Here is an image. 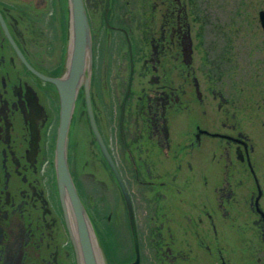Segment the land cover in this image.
I'll return each instance as SVG.
<instances>
[{"label": "flooded vegetation", "instance_id": "obj_1", "mask_svg": "<svg viewBox=\"0 0 264 264\" xmlns=\"http://www.w3.org/2000/svg\"><path fill=\"white\" fill-rule=\"evenodd\" d=\"M83 3L92 37L91 104L131 202L136 264H231L220 233L240 225H252L263 244L257 211L264 212L263 82L248 76L245 65L222 69L221 53L208 52V68H200L194 55L203 31L194 0ZM258 12L250 33L262 46ZM69 38L68 0H0V264H78L71 235L76 224L60 203L54 168L58 92L27 66L44 76L63 75ZM110 104L107 139L100 119ZM84 123L97 148L90 158L97 168L87 172L84 158L79 172L96 185L101 210L89 205L71 162ZM66 156L101 255L108 258L110 251L116 264H134L125 201L89 128L83 82ZM126 253L119 263L116 257Z\"/></svg>", "mask_w": 264, "mask_h": 264}, {"label": "rangeland", "instance_id": "obj_2", "mask_svg": "<svg viewBox=\"0 0 264 264\" xmlns=\"http://www.w3.org/2000/svg\"><path fill=\"white\" fill-rule=\"evenodd\" d=\"M194 4L196 15L200 22V33L203 31L200 37H198L200 45L198 49L195 50L194 55L196 62H199L200 68H208L204 60V58L209 57L208 52L214 55H220L221 53L220 57L223 59L222 69H225L227 64L236 63L238 66L245 65L243 68L246 74L248 76L257 75V81L261 80L264 84V71L262 70L264 68V43L262 46L257 44L258 41L256 37L252 35L253 33H250L256 30L254 28L258 25L257 12L261 7L264 8V0H194ZM198 25L199 23L197 26ZM229 59H234L235 61L229 62L227 61ZM112 106L113 105L110 104L107 107L106 113L105 110L102 111L104 117L100 119V126L107 139L112 136ZM108 114L110 117L106 118L105 115ZM79 124H83L82 118H80ZM75 135L77 136L72 144L74 145V143L78 141L79 145L76 147L77 154L74 156L75 159L71 161L73 169L76 172L77 178L80 180L81 177L82 179L81 181L84 188L81 190L82 192L84 191L83 194L87 196L89 205H92L94 210H101L98 204L99 194L98 191H96V185L88 183L89 181L86 177L79 172L80 169H82L81 167L84 164L83 159L85 158L88 161V165L85 167L86 171H94L92 173L93 175L95 174L97 164L95 160L92 161L90 158L94 151L97 152V148L94 146L93 142H91L92 136L88 129H86V123H84L83 126L79 125ZM78 137L80 139H78ZM81 149L84 151V157L78 154V150ZM71 152L73 154L72 148ZM107 196L109 204L111 205L112 192L110 189ZM252 227V225H240L235 226V228L232 227L228 233H223L222 235L220 233V240L222 236V240L229 244L228 256L231 258V264L263 263V252L256 248L260 249L261 247V250L264 251V242L262 244L259 239H255ZM122 229L124 230L123 226ZM243 237H245V241ZM126 242V237L122 232V238L119 243L124 244ZM122 256L123 257H116L119 263L127 257V253L125 255L122 254ZM258 258H261V260L258 261ZM102 259L103 264L117 263L113 257L107 258L102 256Z\"/></svg>", "mask_w": 264, "mask_h": 264}, {"label": "water", "instance_id": "obj_3", "mask_svg": "<svg viewBox=\"0 0 264 264\" xmlns=\"http://www.w3.org/2000/svg\"><path fill=\"white\" fill-rule=\"evenodd\" d=\"M68 6L70 13V38L67 69L65 73L57 77L44 76L36 72L29 64L26 63L29 69L33 70L44 80L54 84L59 96L58 121L54 142V168L60 203L66 214V217L69 215V211H72L73 213L76 224V234L73 230H71V235L77 255V263L103 264L101 251L93 232L91 222L71 178L66 156L68 130L75 109L77 92L81 86V83L83 82L85 110L87 113L89 128L122 192L136 250V261L134 263L136 264L138 258V248L131 202L126 187L97 128L94 111L91 104L89 86L93 50L91 30L89 27L86 10L83 0H68ZM258 21L264 32V10H260L258 12ZM260 194L261 190L258 188V196L256 201ZM257 211L260 213V216L264 222V212L259 208H257ZM222 264L226 263L222 262Z\"/></svg>", "mask_w": 264, "mask_h": 264}, {"label": "trees", "instance_id": "obj_4", "mask_svg": "<svg viewBox=\"0 0 264 264\" xmlns=\"http://www.w3.org/2000/svg\"><path fill=\"white\" fill-rule=\"evenodd\" d=\"M112 257L111 252H108V258Z\"/></svg>", "mask_w": 264, "mask_h": 264}, {"label": "bare ground", "instance_id": "obj_5", "mask_svg": "<svg viewBox=\"0 0 264 264\" xmlns=\"http://www.w3.org/2000/svg\"><path fill=\"white\" fill-rule=\"evenodd\" d=\"M102 26V25H101ZM106 117V116H105ZM109 121H110V119H109ZM84 133V132H83ZM86 134V133H85ZM83 135V134H82ZM85 137H86V135H85ZM78 139H80L79 137H78ZM80 142H81V140H80Z\"/></svg>", "mask_w": 264, "mask_h": 264}]
</instances>
